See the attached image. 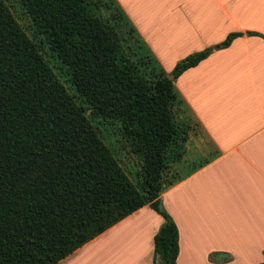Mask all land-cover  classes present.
<instances>
[{
	"label": "trees",
	"instance_id": "1",
	"mask_svg": "<svg viewBox=\"0 0 264 264\" xmlns=\"http://www.w3.org/2000/svg\"><path fill=\"white\" fill-rule=\"evenodd\" d=\"M19 1L30 34L0 0V264H54L143 205L163 217L153 264H177L178 228L159 198L181 178L167 174L190 128L173 79L243 33L168 74L116 0ZM94 120L120 123L142 159L138 184Z\"/></svg>",
	"mask_w": 264,
	"mask_h": 264
},
{
	"label": "crops",
	"instance_id": "2",
	"mask_svg": "<svg viewBox=\"0 0 264 264\" xmlns=\"http://www.w3.org/2000/svg\"><path fill=\"white\" fill-rule=\"evenodd\" d=\"M170 74L190 53L242 32L173 79L217 155L159 198L178 228L177 264L264 261V0H116ZM163 217L143 205L54 264H153Z\"/></svg>",
	"mask_w": 264,
	"mask_h": 264
},
{
	"label": "rangeland",
	"instance_id": "3",
	"mask_svg": "<svg viewBox=\"0 0 264 264\" xmlns=\"http://www.w3.org/2000/svg\"><path fill=\"white\" fill-rule=\"evenodd\" d=\"M10 9L15 14L17 20L31 33L30 18L26 17L21 10L19 0H6ZM50 65L54 62L50 59ZM55 72H58L54 69ZM58 77L64 81V77L58 74ZM177 89V88H176ZM183 111L178 113V117L184 119L189 124V130L185 141V153L179 163L171 165L168 171V178H176L182 175L193 165L206 160L211 153L215 151L214 144L208 140L199 122L195 119L191 111L185 105H182ZM88 113V112H87ZM105 143L112 149L115 157L127 173L129 179L134 183H139L138 171L141 168V156L131 150L130 144L122 136L119 122H101L94 120Z\"/></svg>",
	"mask_w": 264,
	"mask_h": 264
}]
</instances>
